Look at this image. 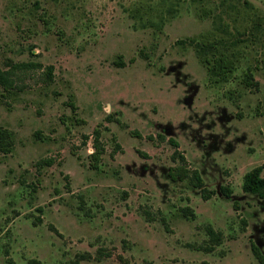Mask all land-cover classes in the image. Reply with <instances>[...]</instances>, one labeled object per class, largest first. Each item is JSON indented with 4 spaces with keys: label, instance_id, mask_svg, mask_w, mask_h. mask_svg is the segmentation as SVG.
Listing matches in <instances>:
<instances>
[{
    "label": "rangeland",
    "instance_id": "rangeland-1",
    "mask_svg": "<svg viewBox=\"0 0 264 264\" xmlns=\"http://www.w3.org/2000/svg\"><path fill=\"white\" fill-rule=\"evenodd\" d=\"M249 1L264 12V0ZM234 4L0 0V67L43 64L18 72L26 87L16 97L0 86V126L15 132L13 150L0 152V264H260L251 241L264 254V198L242 184L247 171L264 167L262 33L243 44L235 77L219 86L208 83L192 47L176 44L228 20ZM141 5L147 13L130 17ZM231 26L245 32L251 21ZM119 55L123 67L114 64ZM247 70L258 87L242 82ZM98 126L105 153L94 169L88 155ZM159 133L179 141L216 191L210 198L170 179L174 147ZM210 225L223 233L211 251Z\"/></svg>",
    "mask_w": 264,
    "mask_h": 264
},
{
    "label": "trees",
    "instance_id": "trees-1",
    "mask_svg": "<svg viewBox=\"0 0 264 264\" xmlns=\"http://www.w3.org/2000/svg\"><path fill=\"white\" fill-rule=\"evenodd\" d=\"M226 0H222L225 2ZM147 9L141 5L132 8L129 12V16L132 18L141 17L147 13ZM207 12V10H205ZM228 20L214 21L212 27L206 31L200 32L197 35L188 36L182 39H178L176 44L186 48L192 47L198 60L207 69V80L212 86L222 85L224 82L229 81L235 77V69L240 60L241 47L245 42L251 38H258L262 33V45H264V12L262 9L256 7L249 0H239V4H234L231 8L225 10ZM249 19L251 26L247 31H240L237 28H232L231 21H237L238 19ZM158 29L162 28L161 24H153ZM250 38V39H249ZM30 53H33V49H30ZM140 56L147 57L143 49L139 51ZM135 57L131 58L134 61ZM8 69L0 67V86L5 96L14 98L26 87L25 77L19 76L18 72H29L37 68H41L43 64L37 61H22L14 62L8 60L6 62ZM114 64L119 67L125 66L123 56L119 55L118 59L114 61ZM53 74V66L49 65L46 69V82H51ZM242 82L246 86L258 87V81H256L252 73L247 70ZM68 103L72 110L75 112L77 107L73 101ZM106 120L116 121L121 123L119 118H114L112 114L107 115ZM102 129L98 126L93 130V143L92 152L88 155L89 165L91 168L98 169L102 163L103 154L105 153V147L101 140ZM136 137H140L138 131H133ZM34 136L37 138L45 139L40 131H35ZM161 140H168V142L174 147V153L172 154V160L175 162L168 170V176L171 180H187L188 184L201 189L202 197L205 199L210 198L216 191L214 189H207L205 187V181L197 169H193L189 166L188 160L183 152L180 150L179 141L173 137L167 138L165 134L159 133L157 135ZM88 139V136H84ZM150 138L153 139L152 136ZM167 138V139H166ZM15 146V132L7 127L0 126V152L9 153ZM138 153L145 157V153L138 151ZM80 158V157H79ZM263 165H257L244 174L242 188L245 192L256 194L260 198H264V176ZM221 191L227 197L231 196L232 189L227 185H221ZM187 209H182L184 216H188ZM146 216L149 218L150 212L145 211ZM191 216H194V212L191 211ZM207 232L209 235L210 244L206 247L211 251L214 247L222 242L223 233L214 229L213 226H208ZM251 250L255 258L260 264H264V254L260 246L251 241ZM9 264H16L13 260H9ZM27 264H42L39 259L32 258Z\"/></svg>",
    "mask_w": 264,
    "mask_h": 264
}]
</instances>
